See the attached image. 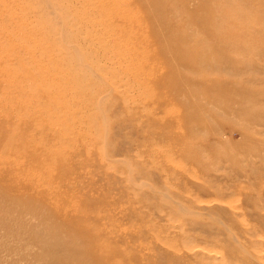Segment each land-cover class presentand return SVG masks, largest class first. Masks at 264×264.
<instances>
[{
    "label": "rangeland",
    "instance_id": "1",
    "mask_svg": "<svg viewBox=\"0 0 264 264\" xmlns=\"http://www.w3.org/2000/svg\"><path fill=\"white\" fill-rule=\"evenodd\" d=\"M0 151V264H264V0H0Z\"/></svg>",
    "mask_w": 264,
    "mask_h": 264
},
{
    "label": "bare ground",
    "instance_id": "2",
    "mask_svg": "<svg viewBox=\"0 0 264 264\" xmlns=\"http://www.w3.org/2000/svg\"><path fill=\"white\" fill-rule=\"evenodd\" d=\"M8 153H12V155H15V157H16L17 159L20 158V157L17 156V153H16V152L13 153V152L10 151V152H8ZM5 158H6V159H5ZM0 159H3V160L5 159V160H4L5 162H9V161H10V156H9L8 154H2L1 151H0Z\"/></svg>",
    "mask_w": 264,
    "mask_h": 264
}]
</instances>
